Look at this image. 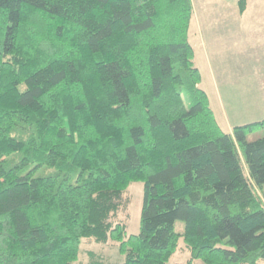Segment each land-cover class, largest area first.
I'll list each match as a JSON object with an SVG mask.
<instances>
[{
	"label": "trees",
	"instance_id": "1",
	"mask_svg": "<svg viewBox=\"0 0 264 264\" xmlns=\"http://www.w3.org/2000/svg\"><path fill=\"white\" fill-rule=\"evenodd\" d=\"M192 15L191 0H0V264H80L85 239L121 264H168L180 240L184 264H264V118L221 129Z\"/></svg>",
	"mask_w": 264,
	"mask_h": 264
},
{
	"label": "rangeland",
	"instance_id": "2",
	"mask_svg": "<svg viewBox=\"0 0 264 264\" xmlns=\"http://www.w3.org/2000/svg\"><path fill=\"white\" fill-rule=\"evenodd\" d=\"M237 1L191 0L193 15L188 37L194 64L201 75L200 88L207 94L224 132L264 118V0H247L243 14L239 13ZM255 137L250 135L249 139ZM143 189V183L128 187L124 196L129 198V206L116 218L127 224L128 235L139 231ZM261 195L264 199V187ZM184 227L178 221L175 231L182 233ZM88 252L99 255L107 264H121L124 258L111 241L98 244L92 239L83 240L80 264H87ZM189 258L190 252L180 240L168 264H184ZM194 264L203 263L198 260Z\"/></svg>",
	"mask_w": 264,
	"mask_h": 264
},
{
	"label": "crops",
	"instance_id": "3",
	"mask_svg": "<svg viewBox=\"0 0 264 264\" xmlns=\"http://www.w3.org/2000/svg\"><path fill=\"white\" fill-rule=\"evenodd\" d=\"M231 131H227L226 133H230Z\"/></svg>",
	"mask_w": 264,
	"mask_h": 264
}]
</instances>
